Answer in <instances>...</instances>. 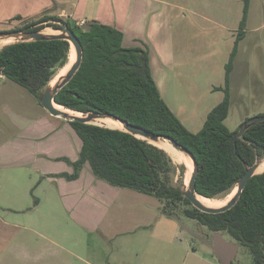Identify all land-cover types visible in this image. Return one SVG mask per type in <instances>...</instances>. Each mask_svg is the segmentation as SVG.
<instances>
[{
    "label": "rangeland",
    "instance_id": "1",
    "mask_svg": "<svg viewBox=\"0 0 264 264\" xmlns=\"http://www.w3.org/2000/svg\"><path fill=\"white\" fill-rule=\"evenodd\" d=\"M74 1L79 7L72 18H64L74 27L81 17L118 27L126 47L149 52L163 100L193 133L202 130L208 114L225 97L227 66L239 39L225 124L235 131L247 119L264 116V0ZM245 3L248 14L241 26ZM21 23L4 25L0 32ZM70 132L55 133L47 142L49 156L41 154L38 163L26 166L17 186L20 208L25 209L17 215L39 233H30L31 246L19 264H220L210 246L175 218H159L163 205L155 196L99 179L88 164L77 170L75 157L82 142ZM169 156L176 166H186ZM180 176L178 171L176 180ZM7 200L13 202L10 196ZM182 208L175 210L179 221L212 240L213 232L187 218ZM237 264H255L248 247L239 245Z\"/></svg>",
    "mask_w": 264,
    "mask_h": 264
},
{
    "label": "trees",
    "instance_id": "2",
    "mask_svg": "<svg viewBox=\"0 0 264 264\" xmlns=\"http://www.w3.org/2000/svg\"><path fill=\"white\" fill-rule=\"evenodd\" d=\"M247 14L245 3L241 26ZM46 24L57 30L64 25L70 27L81 41L84 54L80 69L56 95L55 102L81 113L112 114L149 132L174 138L197 159L200 196H229L247 170L264 158V122L252 124L236 143L240 128L231 131L225 124L231 107L232 62L239 39L227 66L225 97L208 114L202 130L193 133L163 100L150 69L149 52L141 47H126L121 30L98 21H90L86 29H81L67 19L44 16L11 31H40ZM70 55L71 46L65 40L14 43L0 50V74L26 88L39 101L57 71L67 66ZM69 124L82 142L79 159L74 163L77 170L88 164L99 179L155 196L163 205L162 216L175 218V210L183 207L187 218L213 233L227 234L249 248L255 264H264V172L249 180L232 209L207 214L184 195L186 166H176L163 149L118 129ZM178 171L181 176L176 180Z\"/></svg>",
    "mask_w": 264,
    "mask_h": 264
},
{
    "label": "crops",
    "instance_id": "3",
    "mask_svg": "<svg viewBox=\"0 0 264 264\" xmlns=\"http://www.w3.org/2000/svg\"><path fill=\"white\" fill-rule=\"evenodd\" d=\"M78 7L74 0H0V27L38 21L44 16L72 18ZM82 19L90 22L87 18H79ZM0 113L4 116H0V264H19L23 253L31 246L30 233H39L17 215L25 210L20 208L22 199L17 194L20 192L17 186L22 182L26 166L33 161L38 163L41 154L49 156L47 142L55 133L71 135L73 129L69 130L68 121L52 116L26 88L3 74H0ZM26 139V144L22 143ZM81 147L75 161L79 159ZM43 159L48 162L47 157ZM28 160L31 161L25 162ZM38 168L36 165L35 169ZM9 196L13 202L7 200ZM160 211L159 208V218L168 219Z\"/></svg>",
    "mask_w": 264,
    "mask_h": 264
},
{
    "label": "water",
    "instance_id": "4",
    "mask_svg": "<svg viewBox=\"0 0 264 264\" xmlns=\"http://www.w3.org/2000/svg\"><path fill=\"white\" fill-rule=\"evenodd\" d=\"M57 23V22H53ZM60 24V23H59ZM52 28V27H51ZM47 28L40 31H32V32H26V31H4L0 32V41H7L11 40L12 43H20V42H36V41H51V40H65L70 43L71 50L72 47L75 48L76 53V59L75 62L72 64V66L69 68V70L64 74V76L60 77L55 84H53V81L57 77V74L53 78V80L49 83L48 86H46L43 91L41 92L39 96L40 104L54 117L61 118L68 122H79L82 124L87 125H97L100 127H105L102 125L96 124L97 120H105L110 119L122 126L123 129H118L124 132H127L129 134L134 135L135 137L145 140L148 143L160 148L156 145V143L159 142H168L170 143L177 151L182 153L188 160L191 171H190V178L188 181V184L185 183V189H184V195L185 197L191 202V204L198 210H200L203 213L207 214H220L227 212L228 210L232 209L239 201L242 192L246 188L249 180L254 177L255 175L261 174L258 172L260 167L264 164V159L257 162L254 166L249 168L245 175L241 178L239 181L237 187L234 189V191L230 194L233 196L230 198V200L226 203L225 206L219 207V208H211L206 205H204L199 199L198 196H200L197 193V176L199 174V168L198 163L195 155L185 146H182L175 140L174 138H171L169 136H163V135H157L155 133L149 132L144 128H141L139 126H135L115 115L112 114H100V113H81L73 110L66 109L65 107L57 104L55 102L56 95L62 90L75 76V74L78 72V70L81 67L82 61H83V48L81 41L75 34V32L68 26L64 25L63 29L57 30L52 28V30L55 31L53 34H47L45 33V30ZM9 44V45H11ZM8 46V45H7ZM5 47V46H4ZM3 47V48H4ZM57 106H61L65 108V110L59 109ZM75 113V114H72ZM264 122V116H256L254 118L249 119L245 123H243L240 127L239 132L237 133L234 142L238 139L243 138L246 131L249 129V127L254 123ZM108 128V127H106ZM112 129V128H110ZM162 149V148H160ZM164 150V149H163ZM166 151V150H164ZM167 152V151H166ZM168 153V152H167ZM169 154V153H168ZM170 155V154H169ZM187 169L188 166L186 165ZM188 171V170H187ZM236 191V192H235ZM229 195V196H230ZM206 198V197H205ZM209 199V198H208ZM175 220L181 224L183 229H185L187 232H189L193 237L201 240L203 243L207 244L211 247L216 257L219 259L221 264H234V261L237 259L238 252H239V245L233 241V240H227L223 233L218 232L215 233L213 236L212 241L203 240L199 235L194 233V231L187 228L177 217H175Z\"/></svg>",
    "mask_w": 264,
    "mask_h": 264
},
{
    "label": "bare ground",
    "instance_id": "5",
    "mask_svg": "<svg viewBox=\"0 0 264 264\" xmlns=\"http://www.w3.org/2000/svg\"><path fill=\"white\" fill-rule=\"evenodd\" d=\"M45 33L47 34H53L55 33L54 30L52 29H46L45 30ZM12 41L11 40H7V41H0V45H6V44H11ZM75 59H76V53H75V48L72 47V50H71V55H70V59H69V62L67 64V66L61 70L60 73L57 74V77L55 78V80L53 81V84H55L57 82V80L64 76L65 72L72 66V64L75 62ZM59 109L61 110H65V108L61 107V106H57ZM72 114H75V113H72ZM96 124L98 125H102V126H105V127H108V128H112V129H123L122 126L120 124H118L117 122L113 121V120H110V119H105V120H97L96 121ZM157 146H159L160 148L166 150L173 158L175 161H177L176 163L178 162H182L184 164H186L188 166V169H189V172L188 174H186V177H185V183L188 184V181H189V178H190V171H191V166L187 160V158L182 154L180 153L179 151H177L170 143L168 142H159V143H156ZM168 154V155H169ZM181 164V163H180ZM264 171V164L260 167V169L258 170L259 173L263 172ZM236 192V191H235ZM234 194V193H233ZM232 195L228 196L227 198L225 199H208V198H205V197H202V196H198V199L206 206L208 207H211V208H219V207H222V206H225L226 203L230 200V198H232Z\"/></svg>",
    "mask_w": 264,
    "mask_h": 264
},
{
    "label": "built area",
    "instance_id": "6",
    "mask_svg": "<svg viewBox=\"0 0 264 264\" xmlns=\"http://www.w3.org/2000/svg\"><path fill=\"white\" fill-rule=\"evenodd\" d=\"M88 25V21L87 20H75V26L81 28V29H85Z\"/></svg>",
    "mask_w": 264,
    "mask_h": 264
},
{
    "label": "flooded vegetation",
    "instance_id": "7",
    "mask_svg": "<svg viewBox=\"0 0 264 264\" xmlns=\"http://www.w3.org/2000/svg\"><path fill=\"white\" fill-rule=\"evenodd\" d=\"M213 234H215V233H213ZM195 238V237H194ZM202 238V237H201ZM197 239V238H196ZM203 239V238H202ZM203 240H205V239H203ZM208 241H210L211 240V238L209 239H207ZM201 241V240H200ZM212 241V240H211ZM238 244V243H237ZM211 248V247H210ZM215 255V254H214ZM216 256V255H215ZM221 264V263H220ZM234 264H237V259L234 261Z\"/></svg>",
    "mask_w": 264,
    "mask_h": 264
}]
</instances>
